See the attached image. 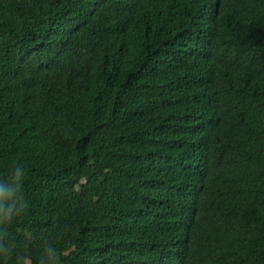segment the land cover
Masks as SVG:
<instances>
[{"label": "trees", "instance_id": "obj_1", "mask_svg": "<svg viewBox=\"0 0 264 264\" xmlns=\"http://www.w3.org/2000/svg\"><path fill=\"white\" fill-rule=\"evenodd\" d=\"M259 140L264 0H0V264H264Z\"/></svg>", "mask_w": 264, "mask_h": 264}, {"label": "clouds", "instance_id": "obj_2", "mask_svg": "<svg viewBox=\"0 0 264 264\" xmlns=\"http://www.w3.org/2000/svg\"><path fill=\"white\" fill-rule=\"evenodd\" d=\"M26 169L22 164L14 163L6 178H0V258L7 260L15 247L11 243L7 226L21 217L28 208L23 193ZM16 264H31L25 256H17ZM40 264H59L58 249L52 243L44 246Z\"/></svg>", "mask_w": 264, "mask_h": 264}, {"label": "rangeland", "instance_id": "obj_3", "mask_svg": "<svg viewBox=\"0 0 264 264\" xmlns=\"http://www.w3.org/2000/svg\"><path fill=\"white\" fill-rule=\"evenodd\" d=\"M257 148L260 150H264V140H259L256 144Z\"/></svg>", "mask_w": 264, "mask_h": 264}]
</instances>
